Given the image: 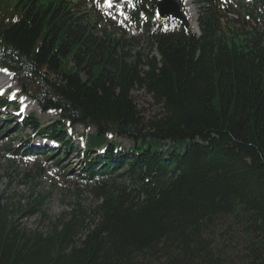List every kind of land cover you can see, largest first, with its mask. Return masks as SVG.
Returning a JSON list of instances; mask_svg holds the SVG:
<instances>
[{"label": "trees", "instance_id": "obj_1", "mask_svg": "<svg viewBox=\"0 0 264 264\" xmlns=\"http://www.w3.org/2000/svg\"><path fill=\"white\" fill-rule=\"evenodd\" d=\"M157 1L127 13L142 54L136 37L98 28L93 0H0V67L57 118L22 124L63 153L76 136L102 151L75 174L95 203L76 202L46 234L14 217L43 195L23 207L0 194V264H264V0H194L199 35L152 23ZM134 90L160 115L146 118ZM227 225L246 244L236 258L217 240Z\"/></svg>", "mask_w": 264, "mask_h": 264}, {"label": "rangeland", "instance_id": "obj_2", "mask_svg": "<svg viewBox=\"0 0 264 264\" xmlns=\"http://www.w3.org/2000/svg\"><path fill=\"white\" fill-rule=\"evenodd\" d=\"M94 2L101 16L99 29L108 26L109 31H113L115 35L124 33L126 39L136 37V41L130 45V50L139 51L142 54L149 52L141 29L128 24L127 16L119 15L117 1L116 7L112 10L107 8L105 0H94ZM230 2L236 7V0H230ZM192 5L196 16L198 8L194 0ZM184 11H186L185 5ZM9 84H14V87L9 85L10 87L5 90L4 98L8 107L0 108V194L10 204L16 206L20 203L23 207L34 197L43 195L44 200L39 208L32 213L17 212L14 217L20 229L38 230L46 234L50 231V223L70 211L76 202L82 208H89L95 203L88 185L79 182L75 177V173L81 168L83 154H85L80 147L84 140L76 136L69 142L78 151V156L71 151L63 153L62 145L51 144L40 139L33 142L41 143L43 148L32 150L33 142L28 145L27 141L31 140L29 135L38 137L36 135L38 131L25 128L21 121L24 117H29L30 113H34L39 119V125L45 127L56 122V114L50 111L42 112L36 103H30L26 97L20 96L14 80ZM132 98L146 118L152 119L160 115V108L143 90H134ZM2 118H8V121H2ZM74 129L80 132L82 127L76 126ZM112 140L120 142L121 139L113 137ZM123 145L129 147L130 142L123 140ZM95 154L97 150H93L90 155ZM48 155L51 157H47ZM87 216V223L94 220L92 214L88 213ZM227 227L228 225L218 229L217 240H221L220 243L226 240L224 245L228 246L227 254L236 258L239 254H244L246 244L242 231H230L226 229Z\"/></svg>", "mask_w": 264, "mask_h": 264}, {"label": "water", "instance_id": "obj_3", "mask_svg": "<svg viewBox=\"0 0 264 264\" xmlns=\"http://www.w3.org/2000/svg\"><path fill=\"white\" fill-rule=\"evenodd\" d=\"M160 18H171L177 20L183 24L186 30H190L191 26L186 17V14L182 12L181 6L176 0H159L156 4ZM198 30V31H197ZM195 33H199L197 28Z\"/></svg>", "mask_w": 264, "mask_h": 264}, {"label": "bare ground", "instance_id": "obj_4", "mask_svg": "<svg viewBox=\"0 0 264 264\" xmlns=\"http://www.w3.org/2000/svg\"><path fill=\"white\" fill-rule=\"evenodd\" d=\"M184 5H185V8H186L185 13H186L188 21L191 24V26L194 29H196V19H197L196 16H197V14L195 16V12H193L194 6L192 5L191 0H185L184 1ZM9 76H10L9 73L6 70H4V69H2L0 67V91L8 89V87H10V86L14 87V84L13 85L9 84V82L13 81L11 79V77H9ZM15 87H16V85H15ZM29 102L30 103H32V102L34 103V101H32V100H30Z\"/></svg>", "mask_w": 264, "mask_h": 264}]
</instances>
